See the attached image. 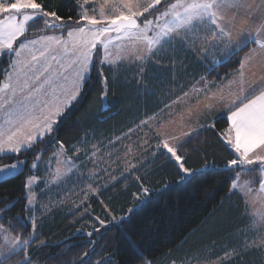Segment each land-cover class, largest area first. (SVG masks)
Instances as JSON below:
<instances>
[{"label": "trees", "instance_id": "1", "mask_svg": "<svg viewBox=\"0 0 264 264\" xmlns=\"http://www.w3.org/2000/svg\"><path fill=\"white\" fill-rule=\"evenodd\" d=\"M78 1L36 0L44 11L55 12L61 18L55 19L67 28L78 26ZM171 2L174 0H161L156 8L163 11ZM35 26L29 27L19 40L39 35ZM246 48L213 72L224 76L236 69ZM100 61L99 52L94 55L91 74L79 98L59 118L56 130L43 143L18 157L0 156V166L27 161L20 174L0 181V224L10 229L7 233L14 238L34 234V242L27 249L28 264H184L205 249L217 256L219 249L235 245L233 237L246 227L247 219L241 196L231 192L233 173L238 169H227L235 156L221 138L228 127L224 116L183 140L177 149L184 166L193 173L191 178L181 181L176 164L161 157L89 197L83 209L71 214L54 212L32 230L27 220L26 180L34 174L30 165L35 153L42 151L40 160L45 161L61 142L65 150H70L89 134L116 133L156 112L160 95L173 90L168 80L160 83L170 77V72L163 75L164 70H154L151 78L148 72L137 78L132 71L118 73L104 65L101 77ZM9 65L7 56L0 58V83ZM145 189L150 195L144 194ZM134 196L138 198L134 200ZM9 206V211H3ZM105 210L113 217L106 216ZM90 213L101 218L105 214V225L83 223L85 219L90 221ZM254 252L235 254L219 264H262ZM24 256L21 252L7 264H23Z\"/></svg>", "mask_w": 264, "mask_h": 264}, {"label": "snow or ice", "instance_id": "2", "mask_svg": "<svg viewBox=\"0 0 264 264\" xmlns=\"http://www.w3.org/2000/svg\"><path fill=\"white\" fill-rule=\"evenodd\" d=\"M84 3L87 4L88 0H84ZM159 4L161 0H102L98 14L95 8L92 9V15L87 10L80 13L76 23H84L68 30L67 40L63 36L42 35L23 41L19 38L25 36L27 29L44 17L61 18L56 17L55 12L44 11L36 0H0V58L7 56L11 68V72L5 70L7 83H0V156L18 157L21 153L32 150L36 144L43 143L44 138L56 130L59 118L72 107L83 91L91 74L94 55L99 53L98 46L104 50L99 73L103 77L106 62L116 64L122 56L137 52L143 53L136 55L137 60L143 59L145 55H156L164 45L174 40L189 43L193 50L203 53L217 48L227 50L226 56L212 62L209 72L228 63L239 51L253 44L255 47L238 62L237 75L240 79L229 82L227 95L223 87L213 91L205 82L202 87L194 86L173 103L192 105L184 110L188 119L201 103L209 111L218 105H225L229 127L222 138L237 154L236 158L228 162L227 169L231 170L236 166L239 170L237 179L240 171H258L259 190L264 193V22L255 28L254 33L253 29L237 24L238 10L246 7L244 0H228L227 4L225 0H174L163 11L156 8ZM227 10H234L230 19L227 18ZM157 12L159 15H154ZM43 23L46 29L63 31L67 27L64 24L50 23L46 19ZM246 23H249L247 17L240 18V24ZM200 31L203 35L199 34ZM111 33L116 34V40L128 41L123 46L113 45L118 48L114 57L109 48L113 44ZM197 41L200 42L199 49H196ZM36 45L39 47H35ZM25 52L27 56L24 55ZM254 59L259 61L261 72L257 79L248 82L245 80V68L250 69ZM185 120L181 113V123H185ZM142 123L147 124L149 121ZM193 132L198 134L193 129L182 135L191 138ZM158 134L162 136L160 143L166 150L162 154H170L169 158L178 166L180 180L191 178L192 171L184 166V158L177 151L183 142L179 137ZM170 139L177 143L170 144ZM60 147L63 148L62 142ZM42 155V151L35 153L33 169L39 166ZM62 155V152L58 153L54 158L59 166L71 172L73 162L63 160ZM26 163V160H17L0 166V176L8 178L18 175ZM246 165H258V168H247ZM57 171L59 173V168ZM33 179L34 177L28 178L26 187L32 184ZM231 187L233 191L237 189L235 180ZM245 187L246 185L242 186L241 190ZM144 194L150 195L147 189ZM10 207L3 211H9ZM16 219L24 224L20 217ZM258 220L259 223H264V214ZM32 227L34 230L35 221L32 222ZM9 230L0 224V233ZM3 239L4 244L0 245V264H7L21 252L25 253L23 264H28L27 249L34 242V234L27 238L17 236L11 239L4 235Z\"/></svg>", "mask_w": 264, "mask_h": 264}, {"label": "rangeland", "instance_id": "3", "mask_svg": "<svg viewBox=\"0 0 264 264\" xmlns=\"http://www.w3.org/2000/svg\"><path fill=\"white\" fill-rule=\"evenodd\" d=\"M101 3L102 0H88L87 4L84 3V0H79L78 17L84 10H87L88 14L92 15L93 8L96 9L98 14ZM44 19L53 24L66 25L64 22L57 21L55 17H44L41 21L35 23L34 30H40L39 35L35 38L48 35L63 36L67 40V31L84 23V21H80V25L77 24L78 26L72 28L66 27L61 31L60 29H46L43 23ZM199 34L203 35V32L200 31ZM111 35L113 36V44L109 45V48L114 57L118 48L113 47V45L123 46L128 41L126 39L116 40L115 33H111ZM26 40L31 39H23V41ZM15 46L16 44H14ZM35 47H39V45ZM53 47L57 46L53 45ZM199 48L200 42L197 41L196 49ZM98 49L101 59H103L104 50L99 46ZM225 53L226 51H221L220 48L203 53L193 50L192 45L189 43H181L179 40H174L164 45L163 49L157 52L156 55H145L143 59L137 60L136 55H143V53L137 52L122 56L116 64L110 65L106 62L104 65L110 69L118 73L132 71L137 78L142 77L145 72H148L149 78H151L153 77L151 71L154 70L156 72L160 71V69L164 70L162 72L163 75L166 74L165 72H170V77L163 79L160 83L162 84L168 80V85H172L173 90L170 93H162L160 95L159 109L153 114L143 116L129 123L124 129L108 136L89 134L70 150L59 147L45 161L39 159V166L35 169L32 168V163L30 169L34 173L31 176L34 179L32 184L26 187L27 209L29 210L27 220L31 225L35 221L36 228L37 223L41 219L57 211L71 214L83 209L89 197L97 196L101 190L112 186L117 181L124 180L131 173L156 159L166 157L175 164L174 160L169 158L170 154H162L166 153V150L160 143L162 136L158 133H163L168 137H179L182 142L188 138L183 136L182 133L191 132L193 129L200 132L209 128L211 126L210 118L215 113L220 114L226 111L225 105H218L209 111L201 103L191 118L188 119L187 112L184 110L192 105L183 102L173 103L194 86L202 87L205 82L211 86L213 91L223 87L225 95H227V86L230 81H234V79H229L232 71L224 76L219 75L217 71L213 72L212 70L209 72L212 62L222 58ZM24 55L27 56V52ZM52 63L55 64L54 61ZM203 66L206 68V73L199 75L197 70ZM8 72H11L10 67ZM163 75L162 78H164ZM201 77L205 79L202 80ZM7 79L6 72L2 83H7ZM201 100H203V96H201ZM181 113L186 118L183 124L180 121ZM145 120H148L149 123L143 124L142 121ZM195 133L193 132V134ZM169 143L175 144L177 141L170 139ZM158 145H160L159 148ZM61 152L63 153L61 157L63 160H71L73 162L74 168L71 172H67L62 166H59L54 158L56 154ZM58 168L59 173L57 171ZM233 175L231 186L235 180L238 187L235 191L231 187V192L239 194L242 198L245 207L244 216L247 219L246 227L236 232L233 237L235 245L219 249L217 256H214L211 250L205 249L184 264H219L234 257L235 254L240 255L250 250H254V253L260 257L261 263L264 264V223H259L258 220L259 216L264 214V193L259 190L260 174L258 171L247 173L240 171L238 179L237 171ZM4 179L7 178L0 176V181ZM27 181L28 179L26 183ZM245 185L246 187L242 191L241 187ZM29 188L31 189L30 191ZM248 189L251 191H248ZM29 198L31 202H29ZM137 198L138 196H134V200ZM105 211L106 216L113 217L107 210ZM90 216L92 217L90 221L85 219L83 223L89 226H94L95 223H98V227L105 225V214L103 218L93 216L91 213Z\"/></svg>", "mask_w": 264, "mask_h": 264}, {"label": "crops", "instance_id": "4", "mask_svg": "<svg viewBox=\"0 0 264 264\" xmlns=\"http://www.w3.org/2000/svg\"><path fill=\"white\" fill-rule=\"evenodd\" d=\"M14 2V0H13ZM228 0H225V3L227 4ZM244 3L246 5V7H243V8H240L238 10V18H237V24L240 26V27H243V28H251L253 29V33H254V30L256 27H258L262 22H264V0H244ZM232 11L234 10H227L226 12V15H227V18H231V14H232ZM244 17H247L248 20H249V23H246V24H240V18H244ZM20 39V38H19ZM253 47H255V45L253 44H249L248 47L246 48V50L241 54V59L246 55V53H248ZM226 51V53L223 55H227V50H224ZM240 59V60H241ZM239 67V66H238ZM234 69L230 75H229V79L231 80H239L240 77L237 75V69ZM199 70L198 71V74L199 75H203L206 73V68L203 67H199ZM260 72H261V68H260V63L258 60H253L252 61V67L249 69V68H245V80L250 82L254 79H257L260 75ZM253 73H255L256 75L254 76ZM6 76V74H5ZM224 116L226 121H227V116H226V111L223 112V113H220V114H214L212 116V118H210V122L212 124L213 120L216 119L217 117H222ZM227 124H228V121H227ZM229 127V125H228ZM227 127V129H228ZM225 129L222 133H221V138H222V134L226 132ZM223 142L225 143V140L222 138ZM226 144V143H225ZM227 145V144H226ZM228 148L232 151L231 147L229 145H227ZM232 153L234 154L235 158L237 157V154L232 151ZM245 167H249V168H258V165H246ZM234 169H236L237 167L236 166H233ZM4 235H7L10 239L11 238H14L13 236H11L10 234H8L7 232H2L0 233V245H3L4 244V239H3V236Z\"/></svg>", "mask_w": 264, "mask_h": 264}]
</instances>
